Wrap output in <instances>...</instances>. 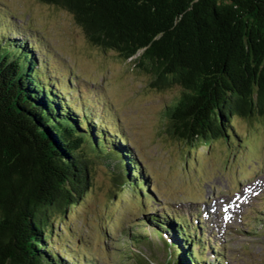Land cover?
<instances>
[{
	"label": "trees",
	"instance_id": "obj_1",
	"mask_svg": "<svg viewBox=\"0 0 264 264\" xmlns=\"http://www.w3.org/2000/svg\"><path fill=\"white\" fill-rule=\"evenodd\" d=\"M38 1L68 12L90 44L131 63L155 92L179 87L162 130L189 151L231 146L234 119L264 118V0H243L249 15L224 0ZM8 33L0 25V264H77L49 244L50 218L83 199L93 159L119 161L113 183L122 192L146 180L103 122L77 118L26 43L3 41ZM174 247L171 264H195Z\"/></svg>",
	"mask_w": 264,
	"mask_h": 264
},
{
	"label": "rangeland",
	"instance_id": "obj_2",
	"mask_svg": "<svg viewBox=\"0 0 264 264\" xmlns=\"http://www.w3.org/2000/svg\"><path fill=\"white\" fill-rule=\"evenodd\" d=\"M5 5L13 15L4 10ZM0 11L16 19V23L1 21L2 28L10 30L8 38L33 41L42 72L49 81L73 89L71 94L77 107L80 103L75 84H68L66 78L80 79L76 81L78 91L84 96V91L92 94L101 109L102 113L89 107L93 116L108 124L111 133L105 134L111 139L116 141L114 134L120 132L127 137L133 155L151 178L149 194L154 196L151 187L156 193L154 203H140L134 193L122 192L113 183L117 171L113 156L104 154L112 159L110 165L104 156L93 159L89 165L91 187L83 199L63 216L56 213L50 218L49 244L55 247L54 251L77 257L82 254L87 259L94 256L97 264H165L167 252L159 253L161 248L155 242L158 235L143 220H138L141 211L153 210L149 214L160 215L165 204H204L228 187L233 191L227 195L234 197L224 200L221 196L214 204L216 209L220 206L225 211L219 221L212 222L213 216L201 219L206 223L207 236L213 232L211 242L218 240L226 248L225 259L236 257L228 264H264V231L257 235L259 230L250 229L241 220L249 207L256 204V185L264 177V118L234 119L237 140L231 146L217 140L189 151L188 146L165 136L162 130L164 107L177 98L179 87L155 92L147 75L136 71L131 63H123L114 52L90 44L72 16L56 6L38 0H0ZM86 84L97 92H88ZM261 183L264 179L258 187ZM234 189L238 193L234 194ZM260 207L264 213V196ZM175 208L193 215L196 206L178 204ZM203 211L198 212L199 217ZM252 219L263 229L262 216L254 215ZM82 263L89 264L85 259Z\"/></svg>",
	"mask_w": 264,
	"mask_h": 264
},
{
	"label": "water",
	"instance_id": "obj_3",
	"mask_svg": "<svg viewBox=\"0 0 264 264\" xmlns=\"http://www.w3.org/2000/svg\"><path fill=\"white\" fill-rule=\"evenodd\" d=\"M224 3L226 4V5H229L228 7H231V8H234L233 10L235 11V12H238V11H241L243 14H248V12L247 11H245V9H243V8H241L240 7V5L241 4H243V0H241V2L239 1V0H236L235 2H234V0L232 1V0H224ZM239 5V6H238ZM236 9V10H235ZM238 10V11H237ZM249 15V14H248Z\"/></svg>",
	"mask_w": 264,
	"mask_h": 264
},
{
	"label": "bare ground",
	"instance_id": "obj_4",
	"mask_svg": "<svg viewBox=\"0 0 264 264\" xmlns=\"http://www.w3.org/2000/svg\"><path fill=\"white\" fill-rule=\"evenodd\" d=\"M166 208V207H165Z\"/></svg>",
	"mask_w": 264,
	"mask_h": 264
}]
</instances>
